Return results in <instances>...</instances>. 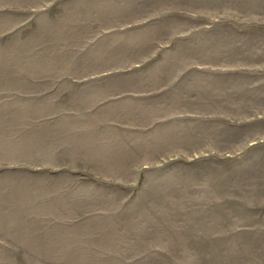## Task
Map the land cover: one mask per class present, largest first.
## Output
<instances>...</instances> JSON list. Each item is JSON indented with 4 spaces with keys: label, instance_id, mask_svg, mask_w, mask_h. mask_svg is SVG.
I'll return each instance as SVG.
<instances>
[{
    "label": "rangeland",
    "instance_id": "1",
    "mask_svg": "<svg viewBox=\"0 0 264 264\" xmlns=\"http://www.w3.org/2000/svg\"><path fill=\"white\" fill-rule=\"evenodd\" d=\"M0 264H264V0H0Z\"/></svg>",
    "mask_w": 264,
    "mask_h": 264
}]
</instances>
